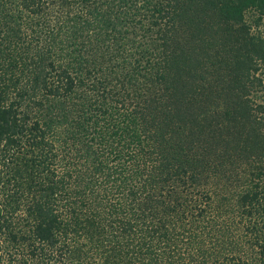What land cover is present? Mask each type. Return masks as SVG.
<instances>
[{"label": "trees", "instance_id": "trees-1", "mask_svg": "<svg viewBox=\"0 0 264 264\" xmlns=\"http://www.w3.org/2000/svg\"><path fill=\"white\" fill-rule=\"evenodd\" d=\"M254 2L0 0V264H264V108L238 110L233 204L169 78Z\"/></svg>", "mask_w": 264, "mask_h": 264}, {"label": "rangeland", "instance_id": "rangeland-1", "mask_svg": "<svg viewBox=\"0 0 264 264\" xmlns=\"http://www.w3.org/2000/svg\"><path fill=\"white\" fill-rule=\"evenodd\" d=\"M262 6L263 2L255 0L254 4L244 5V10L234 15V19L240 18L245 25L246 36L250 41H246L248 38L242 41L231 40L226 34L220 39H215L213 34L217 32L221 35L218 33L220 30L215 28L214 21L210 20L212 28L202 30L201 40L191 45L195 47L194 56H199V61L195 62L197 65L192 68L194 59H190L191 63H187V72L180 77L172 70L169 71L170 80H173L175 85L181 83L185 89L182 91L183 95L180 93L179 96L187 101L186 108L190 120L186 129L190 131L196 127L200 137L207 144L203 150L207 152V162L211 163L210 183L219 193L228 195L229 201L233 204H235L236 191L240 189L238 183L234 181L238 168L235 163L241 160L243 155L242 142H239L238 146L234 145L237 144L235 133L237 130L249 129L253 126L244 124L238 110H243L242 101H248L250 105L259 104L264 108V63L254 54L256 45L260 44L264 47ZM220 17L211 15V19L214 18L219 25L223 21ZM219 27L222 31L227 28L224 25ZM138 44L141 45L137 43L136 46ZM214 54L217 55L216 58H212ZM161 56H164L163 52ZM169 58L172 60V55ZM141 64H145V61L143 60ZM260 129L261 132L258 131L260 137L257 140L264 144V124ZM172 130L173 127L170 131ZM172 136L171 133L170 139ZM242 138L241 141L245 139L244 136ZM209 147H211L210 153L206 149ZM252 161L258 167L264 168V159L259 152L252 156Z\"/></svg>", "mask_w": 264, "mask_h": 264}]
</instances>
